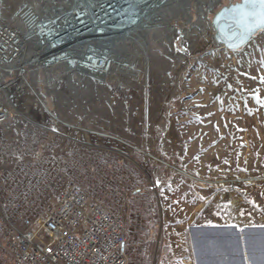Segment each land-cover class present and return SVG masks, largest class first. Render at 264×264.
Returning a JSON list of instances; mask_svg holds the SVG:
<instances>
[{
	"label": "rangeland",
	"instance_id": "1",
	"mask_svg": "<svg viewBox=\"0 0 264 264\" xmlns=\"http://www.w3.org/2000/svg\"><path fill=\"white\" fill-rule=\"evenodd\" d=\"M240 1L157 0L144 28L74 48L80 60L109 52L95 73L70 59L44 68V34L20 15L63 19L73 0H0L28 39L24 59L0 64L12 113L0 125V177L25 160L44 168L38 213L70 181L90 193L115 183L129 264H151L150 239L162 252L152 264H264V30L229 50L213 24Z\"/></svg>",
	"mask_w": 264,
	"mask_h": 264
},
{
	"label": "built area",
	"instance_id": "2",
	"mask_svg": "<svg viewBox=\"0 0 264 264\" xmlns=\"http://www.w3.org/2000/svg\"><path fill=\"white\" fill-rule=\"evenodd\" d=\"M40 37L48 45L44 68L65 60ZM27 47L25 34L0 16V64L12 67ZM11 115L10 104L0 100V125ZM48 188L47 171L29 160L0 177V264H129L123 189L106 181L90 193L70 181L38 213Z\"/></svg>",
	"mask_w": 264,
	"mask_h": 264
},
{
	"label": "bare ground",
	"instance_id": "3",
	"mask_svg": "<svg viewBox=\"0 0 264 264\" xmlns=\"http://www.w3.org/2000/svg\"><path fill=\"white\" fill-rule=\"evenodd\" d=\"M73 1L63 19L55 15L48 20L39 21L33 8H25L20 15L30 23L32 33L48 35L49 41L55 43L54 47L66 53L63 59H70L74 66L96 73L110 63L109 52L96 46L80 60L73 54L74 48H80L87 41H95L100 36L111 38L126 30L144 28L145 23L153 18L156 8L153 3L157 0ZM100 61L104 65H99Z\"/></svg>",
	"mask_w": 264,
	"mask_h": 264
},
{
	"label": "water",
	"instance_id": "4",
	"mask_svg": "<svg viewBox=\"0 0 264 264\" xmlns=\"http://www.w3.org/2000/svg\"><path fill=\"white\" fill-rule=\"evenodd\" d=\"M253 2L256 8L245 7ZM255 12L251 15V12ZM216 41L229 50L244 47L258 32L264 30V8L258 0H241L220 10L213 19Z\"/></svg>",
	"mask_w": 264,
	"mask_h": 264
},
{
	"label": "trees",
	"instance_id": "5",
	"mask_svg": "<svg viewBox=\"0 0 264 264\" xmlns=\"http://www.w3.org/2000/svg\"><path fill=\"white\" fill-rule=\"evenodd\" d=\"M153 226L154 224H152V227ZM161 254V248L157 244V241L150 239L147 246V256L150 263L156 262Z\"/></svg>",
	"mask_w": 264,
	"mask_h": 264
},
{
	"label": "snow or ice",
	"instance_id": "6",
	"mask_svg": "<svg viewBox=\"0 0 264 264\" xmlns=\"http://www.w3.org/2000/svg\"><path fill=\"white\" fill-rule=\"evenodd\" d=\"M258 2H259V4H260V6H261L262 8H264V0H258ZM245 7H250L251 9H255V8H256V3L253 2V3L250 4V5H245ZM250 14H251V15H254L255 12L253 11V12H251Z\"/></svg>",
	"mask_w": 264,
	"mask_h": 264
}]
</instances>
